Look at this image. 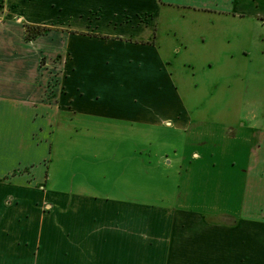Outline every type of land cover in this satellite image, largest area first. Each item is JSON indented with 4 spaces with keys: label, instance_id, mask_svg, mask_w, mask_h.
<instances>
[{
    "label": "crops",
    "instance_id": "obj_1",
    "mask_svg": "<svg viewBox=\"0 0 264 264\" xmlns=\"http://www.w3.org/2000/svg\"><path fill=\"white\" fill-rule=\"evenodd\" d=\"M168 11L264 28V0H0V264H264V97L233 119L189 113L159 39ZM30 25L51 31L28 39ZM257 37L239 35L230 56L245 76L264 74ZM97 120L203 139L216 203L200 212L56 190V155L75 149L62 136L72 143Z\"/></svg>",
    "mask_w": 264,
    "mask_h": 264
},
{
    "label": "rangeland",
    "instance_id": "obj_2",
    "mask_svg": "<svg viewBox=\"0 0 264 264\" xmlns=\"http://www.w3.org/2000/svg\"><path fill=\"white\" fill-rule=\"evenodd\" d=\"M29 14L38 18L40 13ZM47 17L55 22L52 14ZM249 32L258 35L259 41L264 39L261 26L212 24L179 11L162 14L159 39L172 62L167 70L173 71L181 98L187 100V109L193 116L204 114L214 119L226 114L233 119L244 109L243 103L264 97V74L245 76V66H236L230 58L238 52V36ZM172 42L179 52H172ZM56 78L57 75L52 84ZM139 93L130 84L129 97L141 98ZM98 121L75 134L72 143L70 134L62 136L63 143L75 149L56 155L60 160L55 159L51 172L61 182L56 190L200 212L208 209L209 200L216 203L217 197L210 198L203 185L207 173L203 139H193L190 133L177 132L166 124L139 126ZM193 126L190 132L202 135V128ZM88 128L91 134L86 132Z\"/></svg>",
    "mask_w": 264,
    "mask_h": 264
},
{
    "label": "trees",
    "instance_id": "obj_3",
    "mask_svg": "<svg viewBox=\"0 0 264 264\" xmlns=\"http://www.w3.org/2000/svg\"><path fill=\"white\" fill-rule=\"evenodd\" d=\"M51 31V28L42 27V26H27L28 39H34L40 35L47 34Z\"/></svg>",
    "mask_w": 264,
    "mask_h": 264
}]
</instances>
